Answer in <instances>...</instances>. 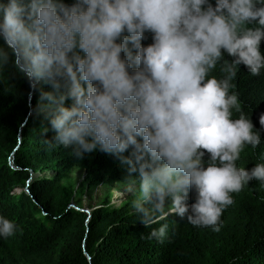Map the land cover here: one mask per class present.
Wrapping results in <instances>:
<instances>
[{
    "label": "clouds",
    "instance_id": "clouds-1",
    "mask_svg": "<svg viewBox=\"0 0 264 264\" xmlns=\"http://www.w3.org/2000/svg\"><path fill=\"white\" fill-rule=\"evenodd\" d=\"M0 14V67L11 59L33 89L51 85L42 99L59 145L79 160L132 148L121 159L139 174L132 203L145 227L160 213L218 232L232 194L264 182V163L236 165L261 136L230 92L238 66L253 76L264 68V0H8ZM146 32L154 34L147 47ZM221 62L224 78L210 76ZM16 227L0 216V236ZM167 227L148 238L162 240Z\"/></svg>",
    "mask_w": 264,
    "mask_h": 264
},
{
    "label": "trees",
    "instance_id": "trees-1",
    "mask_svg": "<svg viewBox=\"0 0 264 264\" xmlns=\"http://www.w3.org/2000/svg\"><path fill=\"white\" fill-rule=\"evenodd\" d=\"M63 2L70 6L75 0ZM209 2L215 7L216 0ZM153 35L146 32L141 44H152ZM0 46L4 48L3 41ZM260 50L264 54V40ZM224 59L232 57L224 53ZM221 66L218 63L210 76L224 78ZM232 83L230 92L238 94L240 111L261 136L259 145H245L236 161L237 167L251 169L264 163V68L253 76L240 65ZM51 91L43 81L33 89L11 59L0 67V216L17 226L11 237L0 236V264H264V182L258 180L232 194L235 202L224 210L218 232L193 226L186 217L160 213L145 227L141 214L127 202L101 203L87 221L85 213L68 207L70 190L61 180L73 166L83 169L81 182L88 187L139 181V174L130 175L121 159L131 154V147L121 156L96 150L79 160L70 148L59 145L50 123L52 109L42 99V93ZM71 103L68 99L65 106ZM239 115L233 110V119ZM47 168L55 174L34 175ZM173 211L164 207V213ZM165 224L162 240L148 238Z\"/></svg>",
    "mask_w": 264,
    "mask_h": 264
},
{
    "label": "rangeland",
    "instance_id": "rangeland-1",
    "mask_svg": "<svg viewBox=\"0 0 264 264\" xmlns=\"http://www.w3.org/2000/svg\"><path fill=\"white\" fill-rule=\"evenodd\" d=\"M0 48H3L0 46ZM47 174L54 175L55 172L51 169H45L42 172H35L34 175ZM83 169L73 166L62 178L61 183L70 190L69 203H72L80 208L91 210L104 202L119 206L123 203H129L133 207V200L137 198L139 193L140 181L131 178L127 180H118L113 183H102L92 187L82 184ZM195 201V192L190 190L187 203L191 205ZM67 204V206H68ZM70 207V206H68ZM172 211L170 203L164 206Z\"/></svg>",
    "mask_w": 264,
    "mask_h": 264
},
{
    "label": "water",
    "instance_id": "water-1",
    "mask_svg": "<svg viewBox=\"0 0 264 264\" xmlns=\"http://www.w3.org/2000/svg\"><path fill=\"white\" fill-rule=\"evenodd\" d=\"M11 44H12V42L9 40V41H8V45L11 46ZM68 206H70V207H72V208H74V209H76V210H78V211H81V212L85 213V214L87 215V217H86V221L88 220V217L90 216V212H89L88 209L80 208V207H78V206H76V205H74V204H72V203H69ZM172 211H173V210H172Z\"/></svg>",
    "mask_w": 264,
    "mask_h": 264
}]
</instances>
